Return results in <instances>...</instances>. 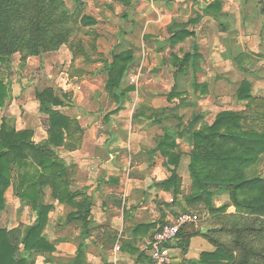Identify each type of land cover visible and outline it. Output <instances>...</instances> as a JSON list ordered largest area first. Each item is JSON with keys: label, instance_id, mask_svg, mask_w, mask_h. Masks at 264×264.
<instances>
[{"label": "crops", "instance_id": "obj_1", "mask_svg": "<svg viewBox=\"0 0 264 264\" xmlns=\"http://www.w3.org/2000/svg\"><path fill=\"white\" fill-rule=\"evenodd\" d=\"M214 1L216 0H126L127 3L131 2L132 14L133 8L138 5L136 15L130 18L126 38L139 36L140 33L147 42L141 50L135 52L136 58L126 75L138 81L139 90L136 93L137 97H141L140 100H155L157 95L154 89L147 85L161 82L167 86L170 79L174 81L173 86L177 84L179 87L181 82L188 85L185 89L178 88L175 97L184 94L186 90L190 91V85L193 87V84H200L202 92L211 91L210 95L207 94L209 100L213 98V87L222 84L216 73L219 68L227 63L238 68L246 67L247 63L240 62V53L246 55L245 52L256 51L258 48L255 49L248 41L247 44L238 42V48L235 43L236 49L233 48L225 38L231 34L226 23L232 20L228 3L217 0L220 6L216 10H207ZM105 7L104 5L102 11H107ZM245 21L238 28L241 34L250 38L251 33L247 31L250 27L246 28L248 22ZM180 29L189 31L190 35L175 42V32ZM188 41L195 42L197 50H187L181 60L172 61L176 54L181 55V49ZM175 47L179 51H175ZM171 48L174 53H170L167 68L170 70L167 72L169 78L164 80L156 72L161 68L162 62L152 61L149 57H159L165 49L170 51ZM228 77L229 73L226 74V83L229 82ZM64 88L68 90L67 87ZM132 93L134 92L130 94ZM106 94L104 92L97 95V98L88 95L82 102L94 105L98 102L103 105L101 100ZM172 100L173 97L170 101ZM34 103L37 104L36 101ZM127 103L120 108L113 102L115 106L110 110L101 107L82 108L73 116L80 121L84 130L82 142L73 150L63 146L59 153L66 165L65 180L69 183L70 191L76 192L77 196L74 198L75 204L61 203L51 196L53 209L49 214L46 232L55 250L47 252V257L41 256L38 264H141L149 259V241L165 221L181 213L197 214L201 220L210 216L209 211L200 213L186 208V197L192 193L190 164L194 148L189 134L174 138L171 142L176 143V146H166L165 153L158 145L165 136V130H170L172 126L163 123L166 119H162L161 124L156 123V119L166 115L158 117V109L143 107L137 102L129 109L126 107ZM205 112L202 115L205 116ZM34 115L37 117L36 113ZM198 115L200 119H205L201 114ZM20 116L22 115L17 116V122L26 121ZM2 121L3 119L0 126ZM197 122L194 127L199 129L201 124ZM190 123L182 129H187ZM34 130L37 137L44 133L38 142L46 138L47 131L41 125ZM169 153L179 155L177 165L173 164ZM175 166L181 178L179 193H175L173 187L168 189L164 185ZM86 197L91 202L88 226L90 232L83 231L82 220L68 219L72 211L78 210L77 202ZM12 201L14 205L18 203V212L22 209L20 222L30 224L35 220L36 215L30 205L23 206L24 211L20 199L15 196ZM28 211L30 216L27 215ZM26 215L30 217L29 221L25 220ZM192 224L195 229L199 228V222ZM205 227L208 226L205 225L202 229ZM177 242L173 240L170 243L172 264H195L201 259L202 253L215 250V246L203 234L191 238L186 252H183ZM80 246L83 247L81 257ZM117 246L120 249H116Z\"/></svg>", "mask_w": 264, "mask_h": 264}, {"label": "trees", "instance_id": "obj_2", "mask_svg": "<svg viewBox=\"0 0 264 264\" xmlns=\"http://www.w3.org/2000/svg\"><path fill=\"white\" fill-rule=\"evenodd\" d=\"M219 6L216 0L207 10H216ZM69 17L64 0H0V62L8 61L16 52L27 58L57 50L72 34ZM80 22L84 27H91L98 20L84 13ZM189 35L185 29L177 30L174 41ZM133 61L134 54L129 50L115 54L108 64L105 90L120 108L129 92L135 89L134 85L125 83ZM8 91L9 86L0 79V107L5 105ZM177 94L172 93L170 98ZM237 96L239 100L248 101L246 110L219 112L212 124L199 129L194 127L200 119L198 116L187 129H182V123L177 130V137L188 133L194 145L190 164L192 193L186 197V208H202L199 210L202 212L207 208L210 216L204 220L210 229L202 233V227L191 228L194 224L189 223L182 227L175 240L183 252L188 250L191 238L200 234L215 246L214 251L202 253L195 264H264V176L248 174V168L264 154V128L246 124L251 113L264 118V98L253 94L248 79L241 82ZM37 98L40 112L47 116V139L35 142L33 130H18L5 120L0 126V210L5 208L7 189L14 185L16 194L38 214L36 222L25 228L22 224L11 229L0 226V264H37L38 256L55 250L45 233L53 209L44 199L46 187L51 188V196L61 203L75 204L77 196L65 180L66 165L59 153L63 146L76 149L83 137L80 121L62 110L72 105L70 94L58 93L50 86L39 91ZM174 138L176 136L166 129L158 147L167 153L166 146H176L171 142ZM169 154L177 165L179 155ZM14 172L18 174L17 180H13ZM164 185L168 189L173 187L175 193L180 192L181 178L176 166ZM219 189L228 191L237 209L235 212L227 211L225 205L214 206L213 196ZM77 204L78 210L72 211L68 219L82 220L83 231L90 232L91 202L86 197ZM82 253L80 246V257Z\"/></svg>", "mask_w": 264, "mask_h": 264}, {"label": "rangeland", "instance_id": "obj_3", "mask_svg": "<svg viewBox=\"0 0 264 264\" xmlns=\"http://www.w3.org/2000/svg\"><path fill=\"white\" fill-rule=\"evenodd\" d=\"M221 1L228 3V11L232 19L231 21L227 19L228 22L226 23L231 29V34L229 37L225 36L228 34H225V38L228 39L233 48H235V43L238 48V42L242 41V43L247 44L248 41L252 43V46L254 45L253 47H255V49H258L256 51L250 50L249 52H245L247 53L246 55L240 53V62L242 64L243 61L247 63L245 68H238L227 63L224 67L216 71L222 84L219 86L217 84L216 87H213V98L207 100V96L211 94V91L209 90V92L204 93L202 92L200 84H193V87L192 85L189 87L190 91L186 90L184 94L179 95L180 97L174 96L173 100L170 101L171 98L169 97V100L168 96L171 95V93H176L178 88L185 89L186 86H188L185 85L184 82H181L182 84L181 86L178 85L179 87H177V84L173 86L174 81L170 79L167 83L165 82L167 86L161 82L156 85H147L152 86L151 88L154 89V93L157 95L155 100H140L141 97H137L136 93L139 90L138 81L136 79L133 81V79L128 78V76H126L125 79L126 85L135 86L133 90L134 93L130 94L131 91L127 95L125 104L129 102L126 107L132 109L134 102H137L143 107L146 106L153 107L155 110L158 109V117L162 114L166 116L156 119V123L161 124L160 122H162V119H166L163 123L172 126L170 131L176 138L178 136L177 130L180 129V124L183 123V126L188 125L194 117L199 116L198 114H201V117L205 119H200L197 124H201V127L204 126L207 128L213 123L217 116L216 114L219 112L225 110L242 112L246 110L248 101L239 100L237 96V91L244 79H248L252 83V92L255 96L264 98V0ZM64 2L65 7L70 13L69 23L72 27V34L67 43L61 45L57 50L43 51L37 55L28 56L27 58H24L22 53L16 52L8 61L0 62V79H3L9 86L5 105L0 107V121L3 119V121L5 120L10 126L18 130H33L34 135L32 139L35 142H38L39 138H41L44 133L42 132V136L37 137L34 129L40 125L46 131L48 128L47 116L40 112V102L37 98V93L39 91L46 87L54 86L58 93L61 91L69 93L72 105L62 110L71 117L79 113L80 110L78 109L82 108L90 109V107H101L110 110L115 104H113V101L107 94L105 98L101 100L103 105H99L98 102L94 105L82 101L85 100L84 97L88 95L97 98V95H102V93L106 92L105 84L108 78V64L113 61L115 54L130 50L133 52L135 60V52H138L139 49L141 50L147 43L140 33L139 36L130 37L129 39L126 38V30L130 29V18L131 16L134 18L136 15L138 5H135L132 14L130 12L132 10L131 2L127 3L126 0H64ZM104 5L107 7V11H102ZM84 13L96 15L95 17L98 20L97 24L91 27H84L80 22V18ZM245 20L248 22L246 28L250 27L247 30L251 33L250 38L241 34L238 28H241L242 22ZM221 26L220 24V27ZM189 41L182 47L181 55L176 54V56L171 59L172 61L175 59L176 61L181 60V57H184L187 50H190V52H192V49L194 51L197 50L195 47L196 44H194L195 42ZM156 47L158 46L156 45ZM154 49L157 50L155 47ZM174 49L175 51H179L178 47ZM171 52L174 53L172 48L170 51L165 49L161 56L154 57L151 55V57H149L152 61L159 60L162 62L160 64L161 68L156 72L159 77L164 80L169 78L167 72H170V70L167 68H169L168 64H170ZM236 52L239 51L237 50ZM228 73L229 82L226 83V74ZM153 75L154 77H158L155 74ZM64 87H67L68 90H64ZM200 100L202 101L200 102ZM34 101H36L37 104H35ZM250 106L254 108L252 104ZM37 111H39L40 116H38L39 113ZM204 111H206L205 116L202 115ZM35 113L37 117L34 115ZM18 115H22L20 117L25 118L26 121L19 120V122H17L16 118ZM21 124L24 125L22 126ZM246 124L249 127L263 129L264 118L251 113L246 120ZM45 135H47L45 138L47 139L48 132H46ZM45 139L43 138V140ZM248 169L249 176H264V154L256 164ZM12 175L13 180H17L18 174L14 172ZM50 189V187L45 188L46 196H44V199L48 203H51ZM5 196V208L0 210L1 227L11 229L22 224L23 228H25L36 222L38 216L37 211L31 207L30 203L21 199L16 194L14 185H11L7 189ZM15 196L20 199L22 207L30 205L29 207L36 215L32 223L25 224L20 222L22 209L19 212L17 211L16 206L18 203L16 202L17 204L14 205L12 201ZM213 202L216 207L222 205L227 206V211L229 212H235L237 210L232 203L228 191L225 189L215 191ZM201 209L202 208L194 209V211H199ZM203 210L208 212V209L205 207ZM199 212L201 213L202 211ZM27 215L30 216L29 211ZM27 215L25 216V220L29 221L30 217ZM198 225L200 228L207 225V222L202 219ZM191 228L194 227L191 226ZM46 230L47 227L45 229V233L47 234ZM46 255L45 253L38 256L37 264L39 258L41 256L47 257Z\"/></svg>", "mask_w": 264, "mask_h": 264}, {"label": "built area", "instance_id": "obj_4", "mask_svg": "<svg viewBox=\"0 0 264 264\" xmlns=\"http://www.w3.org/2000/svg\"><path fill=\"white\" fill-rule=\"evenodd\" d=\"M200 220L197 214L181 213L165 221L149 241V259L141 264H172L170 243L177 238L182 227L189 223H198ZM116 249L120 247L117 246Z\"/></svg>", "mask_w": 264, "mask_h": 264}, {"label": "water", "instance_id": "obj_5", "mask_svg": "<svg viewBox=\"0 0 264 264\" xmlns=\"http://www.w3.org/2000/svg\"><path fill=\"white\" fill-rule=\"evenodd\" d=\"M209 229H210L209 227H205V228L202 229V232L206 233Z\"/></svg>", "mask_w": 264, "mask_h": 264}]
</instances>
